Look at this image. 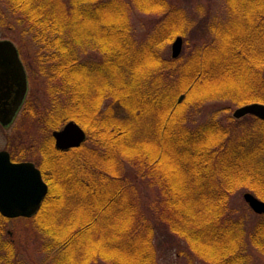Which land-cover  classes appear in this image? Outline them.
<instances>
[{
	"label": "trees",
	"instance_id": "1",
	"mask_svg": "<svg viewBox=\"0 0 264 264\" xmlns=\"http://www.w3.org/2000/svg\"><path fill=\"white\" fill-rule=\"evenodd\" d=\"M147 1H150V4ZM230 1L232 2L230 5L234 9H236L237 3L241 4L240 0ZM242 3L245 5V9L241 13L242 19L236 10H234L233 16L240 19L243 31H241L240 36L237 35L238 37L233 38L235 39L234 44L230 41L232 42L231 46L228 43L227 47L220 49L223 54L216 52L215 48L208 49L206 46H202V49L191 56L192 59L189 62H183L176 66L179 58H170L162 65L159 53L155 50L154 53L151 51L155 56L153 69V72L156 73L155 76L167 75L173 80V86L176 85L175 91V87L172 91L167 89L164 91L158 85H154V89L144 93L140 92L138 88L131 92L130 88L128 89L131 84L125 85L123 83L121 86L118 84L119 89L116 90L107 86L105 91L99 92L96 99L100 102L102 98L103 101H109L107 107L103 109L100 108V102L93 105L91 99L86 101L83 97V100H80L82 94L78 92V87L75 88L70 85L69 79L75 72L92 70L90 63L82 60L80 54H83L84 50L87 49L97 52L98 49L93 41L101 45L110 44L113 42L111 39H114L117 43L116 47L100 46L98 53L101 56V62L99 61V64L96 65V70H100L102 65L110 70V74L115 75L120 72L122 65L128 66L127 62H129V56L133 50L128 46V20L125 13L122 14L123 20H127L125 24L122 23L123 21H119V14L115 12L113 23L107 25L110 31L105 29V35L100 33L101 24L105 25V18H111L110 14L115 9L117 10L118 6L120 7V2L118 0H0V27L7 31L6 38L12 39L17 33L28 35L34 45L37 46L38 52L45 53L50 58L51 64L47 63L48 65L42 66L47 70L44 72L46 83L54 82V77H51L53 73L51 75L50 72H53L52 69L55 68L59 71V75L56 76H59L61 87H65L60 89L61 91L57 89V91L54 90L50 93V104L45 113L50 120L45 122L44 127L48 134L62 126L61 120L73 121L87 131L90 142L95 149L98 146L100 149L103 148L105 152L110 151L108 148L114 150L118 144V138L111 134H120L117 132L120 128L115 127L117 124L114 122L116 114L120 112L118 116L129 124L128 127L133 131V134H137L134 130L140 132L138 129L140 126L136 128L134 126L138 123L137 121L146 119L148 123L150 121L153 133L152 141L156 147H154L153 154L147 156L144 170L149 165L150 172H157V164L153 161L161 160V151L163 154L168 151L171 158L174 159H180L182 154H188V158L191 159L194 166L190 169V176L180 179L179 173L172 170L169 177L171 176L170 179L173 178V184L171 181L169 185L166 184L164 180L166 176L164 179L158 180L160 194L164 209H170L175 213L169 221L167 219L169 230L184 240L197 258L208 264H247L244 255L245 232L247 231H245L241 219L229 216L231 213V211L229 213V195L238 188L246 186L242 182L243 179H258L264 185V172L245 171L242 175L238 174L239 171H244L249 166L253 167L258 159V154L261 156L264 153V136L260 137L259 140L248 141L252 144L227 142L224 136H220L226 134V131H222V127L218 128L216 122L203 124L198 133L189 131L184 127L185 111L177 113V109L183 107L185 103L178 106L176 104L180 95L185 94L189 89L193 91L201 80H213L218 76L221 78L222 75L230 74L237 69L239 70L236 73L245 76L246 80L243 79L249 85L246 87L251 90L246 95L249 97L237 101L238 104L249 102L264 104V95L262 94L264 89L262 74L264 71V53L262 58L258 54L264 50V0H243ZM136 8L145 14L161 13L168 15L169 18L167 19L170 21L166 24L167 26L161 33L158 31L154 36L165 35V40H169V38L180 34V26L178 25L181 20L177 17L178 13H168L173 9L165 0H145L140 3L138 1ZM71 24L72 26H70ZM82 24L89 25L91 32H84L81 29ZM106 28L108 29V27ZM74 29L82 31V33H74ZM154 38L149 39V44H146L145 49L150 51L152 48L155 49L160 46V41L153 42ZM86 39L92 40L88 47L83 46L86 45ZM222 55L223 57H221ZM162 67L171 70L172 75L165 73V69ZM90 103L91 109L88 110ZM27 104H29V100L25 102L26 106H28ZM30 106L29 110L27 107L28 113H31L33 109L35 119L44 116L37 113L38 110L35 112L32 105ZM119 109L120 111H118ZM86 117L88 121L85 120ZM98 120L102 122H99V126L95 124ZM123 125L120 127L124 128ZM128 127L125 129L128 130ZM262 127H264L263 124ZM262 127H258L259 131H262ZM151 128H147V131ZM202 131L208 134V138H210L211 133H214L215 138L211 139L213 140L211 143L205 142L200 146L196 145V147L194 145L200 141L196 136ZM125 143H128V140ZM43 146L44 150L41 151L50 153L48 156L52 163L51 166H56L55 172L58 173L59 178L62 170L66 176L67 170L62 167V165L64 166V154L54 150L51 137L44 139ZM135 147L138 148V145ZM236 148L238 149L235 152ZM8 150L12 151L10 148ZM14 154V152L13 154L10 153L11 158L14 161H19L14 157ZM21 155L22 158L26 157L24 152ZM80 156L81 154L78 159L74 160L71 155L69 160L79 163L81 162ZM104 159L107 162L108 171L100 172L102 175L98 178L88 170L87 161H83L79 163V166L74 167V174L72 173L67 179L60 180L62 184L69 182L75 184V186H69L71 191L67 193V196L58 195L57 190L54 191L53 196H50L51 190L48 185V193L34 220L36 228L49 239L48 249L54 251L53 263L73 264L70 256L72 258L78 254L83 259L82 264H93L98 260L107 264H116L115 260L110 257L112 255L109 250V256H106V252V254L101 253L102 255L98 252H91L89 255L82 253L84 251L83 239H87L91 232L95 234L97 228H104L108 235L112 232L110 236H114L115 240L119 239L117 237H120L118 234L121 231H123L122 236L126 235L128 238L125 239L124 243L129 247L123 248V252L120 247L121 254L125 259V261H120V264H156L152 247L153 228L145 216L139 214L140 211L136 207V215L132 216L134 208L127 203L126 197L129 195L124 188V186H129V182L125 176H120L116 170L117 163L114 159L113 161L105 157ZM212 164L216 166V173L219 172L218 176L223 181H218V183L213 181L215 173L213 174ZM36 166L40 170L43 180L46 181L42 166ZM183 171L185 173V170ZM228 178H232L234 181L240 179V181L231 184ZM183 180H186V183H183ZM248 188L255 194L259 193V197L264 200V194L258 189L253 186ZM60 197L66 199L64 204L61 203L62 208L58 200ZM48 202H51L53 206L58 203V208L51 212L47 209ZM78 208L84 211V214H80V216L82 215L81 218L77 217L83 221L80 224H75L72 220L76 218L75 211ZM57 209L64 213H59ZM129 214L132 219H130ZM51 221H54V225ZM2 223L3 220L0 217V229ZM118 226V232H116L114 228ZM54 230L59 233H55ZM248 233L249 243L251 242L255 248L264 252V215L259 218ZM112 242L113 245H116V241ZM117 244L119 245L118 241ZM195 244L206 245L209 248H214V251L209 250L212 253L207 255L199 251ZM8 245L6 241L0 246V252L6 254V256L4 254L5 258L0 257V260L4 262L8 258L11 261L14 260L10 254L7 256L9 252L6 253L5 250H7ZM44 249L47 250V248Z\"/></svg>",
	"mask_w": 264,
	"mask_h": 264
},
{
	"label": "rangeland",
	"instance_id": "2",
	"mask_svg": "<svg viewBox=\"0 0 264 264\" xmlns=\"http://www.w3.org/2000/svg\"><path fill=\"white\" fill-rule=\"evenodd\" d=\"M138 1L140 3L145 0H118V2H120V7L118 6L117 10L115 9L112 11L110 14L111 18H105V25L101 24L102 30L100 33L105 35V29L110 31L109 26L107 25L113 23L115 19L113 18L115 12L119 14V21H123V24H125L128 20L129 33H127V41L129 43L128 46L133 50L129 56V62H127L128 66L125 67L120 65V72L115 75L110 74V70L106 69V67L102 65L100 70H96V65L99 64V61L101 62V56L98 53L100 46L104 45L109 48L113 46L116 47L117 43L114 39H111L113 42H110V44L107 43L101 45L93 41L95 43L94 45H96L95 47L98 49L97 52L87 49L84 50L83 54H80L82 55V60L90 63L92 70H86L85 72L79 71L78 73L75 72L69 79L70 85L75 88L78 87V92L82 94L80 100L85 97L86 101L91 99V103L93 105L95 103L96 105L97 102H100V100L96 101L97 96H99V92L105 91L107 86H109L112 90L119 89L118 84L121 86L123 83L125 85L131 84L128 87L131 92L135 91L137 88L140 92L142 91V93L148 92L154 89V85H158L161 90L166 91L165 89H167L168 91H172L176 86H173V80L168 78L165 74L163 76L159 74L161 77H156V73L153 72L155 65V56L153 55L154 50L159 53L160 63L164 65V63L169 61L171 58V45L173 44L175 38L181 37L183 43L181 53L177 57L179 58L178 62H176L177 66L183 62H189L192 59L191 56L193 54L195 55L200 49H202V46H206L208 49L215 48L216 52L223 54V51L220 49L227 47L228 43L230 46L232 45V42L234 44L235 39L233 38H236L237 35L240 36L241 31H243L240 19L233 16V12L236 10L239 17L242 19L241 13L245 9V5L243 4L244 2L242 3L243 0H240L241 4L237 3L236 9L232 8L230 5L232 2L230 0H165L174 10V12L172 10L168 13H178L177 17L181 20V23L178 25L180 26V34L169 38V40H165V35H154L158 33V31L161 33L167 26L166 24L170 21V19H167L169 18L168 15H163L161 13H142L136 8ZM147 2L150 4V1ZM123 12L127 17L126 21L122 18ZM70 26H72V24ZM106 27H108V29ZM81 29L87 33L91 32L89 25L85 26L82 24ZM76 32L82 33V31L78 30H75L74 33ZM25 36L26 35L17 33L13 36L14 39H8L6 38L7 31L0 27V40H10L18 52L27 78V93L24 102L29 100V104H27L28 106L23 103L20 110L16 114L14 121L11 125H9V127H2L0 125V151H9L8 148H10L12 151L9 152L12 154L14 152V157H16L19 161H28L34 163L35 165H41L47 183L46 181L44 182L47 186H50V196L55 194V190L59 192H57L58 195L67 196V193L71 191L69 186H75V184L72 182L62 184L60 180L67 179L72 173L74 174V167L76 165L79 166V163L87 161L86 165L88 170L93 172L91 174H94V176L98 178L102 175L100 172L102 173L108 171V165L107 162H105L104 157L110 159V161H113L114 159L117 163L116 170L120 173V176H125L129 182V186H124V188L125 191H128L129 195L126 197L127 203L134 208V210H132V216L136 215V208L137 210L139 209V214L143 217L145 216L148 223L153 228L152 247L156 264H208L200 258H197L196 255L189 249L186 242L169 230L167 219L169 221L175 213L170 209H164L162 205L158 180H160V178L164 179L166 176L164 179L166 184L169 185L170 181L173 184V178L170 179L171 176L169 177L172 170H176L179 173L178 175L180 179L190 176V169L194 166L191 159L188 158V154H182L180 160L178 158H171V154L168 151H165L164 154L161 151V160L157 159V161H153L157 164V172H150L149 165H147L144 170L143 168L146 164L145 161L147 156L153 154V151L155 150L154 147H156L154 141H152L153 133L150 121L149 123L147 119L137 121L138 123L134 126L135 128L140 126L138 127L140 132L134 130L133 128L134 132H137V134H133V131H131L128 127L129 124L124 121L123 118L118 116L120 112L116 114L114 119V122L117 124L115 127L120 128V130L117 131L120 132V134H111L112 136L114 135L115 138H118V144H116L114 150L113 148H108L110 151L105 152L103 148L100 149L98 146L95 149L90 142L89 134H87V131L83 128L81 129L85 132L86 139L78 148H70L67 150L57 149L52 137V132L58 131L69 121L61 120L62 126L60 125V128L52 130L48 134V132L44 130V127L45 122L50 120V118H48V115H45V113L50 104V93L54 90L57 91V89H64L65 87H61V84L59 83V76H56L59 75V71L55 70V68L52 69V71L54 70L53 72H50L51 75L53 73V76L51 77H54V82L50 81V83H46V76L44 74L46 69L42 66L50 63V58L45 53H39L37 46L34 45L29 36ZM152 37H155L153 42L160 41V46L155 49L152 48L149 51L145 48L147 47L146 44H149V39ZM86 41V45H83L84 47H88L89 42L92 40L86 39ZM101 43H103L102 40ZM263 53L264 50H262L261 53H258L261 58ZM221 57H223V55ZM225 65L227 66L228 63ZM164 69L165 73L172 75L171 70L166 68ZM237 70L230 72V74L222 75L221 78L218 76L213 78V80H201L197 83V86L193 91L189 89L185 94L180 95V99L176 105L185 104L183 107L177 109V113L185 111V117L183 118L184 127L187 130L198 133V130L201 129L203 124L216 122L218 124V128L222 127V131H226V134H222L220 136H224L227 142L250 143L248 141L255 139L259 140L260 137L264 136V127H262V124L264 125V120L252 115H245L240 119H235L233 117L234 111L240 107L254 103L263 104L258 102L238 104L237 101L249 97L246 95H248L251 90L246 87L249 85H247V81H245V76L240 75L239 73L237 74ZM262 74L264 77V71ZM80 86H82V88H80ZM175 89L176 87L174 88V91ZM262 94L264 95V89L262 90ZM184 100L186 102H183ZM108 102L109 101H103L102 98L99 104L100 108L105 109ZM91 103L90 106H88V110L89 108L91 109ZM30 105H32L35 112L38 110L37 113L44 116L39 117V119H35L33 109L31 113H28V110L31 107ZM118 111H120V109ZM60 118L62 117L60 116ZM85 120L88 121L87 117ZM57 121L59 122L60 120ZM99 122L100 121L98 120L95 124L99 126ZM122 124H124V128L120 127ZM260 126L262 127V131H259L258 129ZM127 127L129 128L128 130L125 129ZM147 128H151V130L147 131ZM147 132L148 134H146ZM46 137H51V142L55 151L64 154V166L62 164L61 165L67 170L66 176L65 172L62 170L59 178L58 173L55 172L57 170L55 169L56 166H51L52 163L49 159L50 153L48 151H41L42 149L44 150L43 143ZM196 137L200 139V141H198L194 146H200L205 142L211 143L213 141L211 139L215 138V134L211 133L209 136L210 138H208V134L202 131L201 134L199 133ZM126 140H128V143L125 144L128 146L124 144ZM137 145L138 148L135 147ZM237 149L238 148L235 149V152ZM23 152L26 156L24 158H22L21 155ZM77 153H79V155L81 154L79 158V160L81 159V162L75 163L72 160L70 161L69 159H71V155L72 159H78L79 155H77ZM20 158L22 159L20 160ZM257 158L258 159L254 163L253 167H245L246 169L244 171H239L238 174L242 175L245 171H255V173L264 172V153L261 154V156L258 154ZM110 164L112 165L111 162ZM212 167L215 170H213V174L215 173L213 181L216 183H218V181H223L222 178L218 176L219 172L217 171L218 173H216V166L212 164ZM183 170H185V173ZM228 180L231 184H233V182L240 181V179L238 181H234L232 178H228ZM184 182L186 183V180H183V183ZM242 182L246 186L238 188L235 192L229 195V213L230 211L231 213L228 214L232 218L241 219L245 226V231H247L245 232L246 246L244 253L246 256V263L264 264V252L259 248H255L251 242L249 243L248 241L249 230H252L255 223L264 214L254 213L244 201V194L249 193L259 201L264 202V200L259 197V193L255 194L248 188L253 186L264 194V185L261 184L258 179L252 178L243 179ZM58 200L60 202V207L62 208L61 203H65L66 199H64V197H60ZM133 203L136 206H134ZM47 204V209L51 212L58 208L59 205L56 203L53 206L51 202H48ZM57 211L59 213H64L63 211H59V209H57ZM75 214L76 218H81L82 215L80 216V214H84V211L81 208H78L75 211ZM132 216L129 214V217H131L130 219H132ZM76 218L72 220L75 224H80L81 221H83V219ZM51 222L52 225H54V221ZM51 222L49 223L51 224ZM2 228H4L5 232L9 231L11 233V236L6 235L5 240L8 244L10 241L13 244L8 245L7 250L5 251L6 253L9 252L7 256L10 254L11 257H14V260L11 261L9 258L5 262L0 260V264H55V262L53 263L52 257L54 255V251H50L48 249L49 239L46 235L36 229V226L32 221L25 219L11 220L5 223L3 222ZM118 228L119 226L115 227L114 230L118 232ZM54 231L55 233H59L57 230ZM122 232L123 231L118 234L120 237L117 238L119 239L115 240L114 236H110L112 232L108 235L104 228H97L95 234L91 232L88 234L87 239H83L84 251L82 253L89 255L91 252H98L99 254L106 252V256H109L108 253L111 251L112 256L110 257L115 260L116 264H120V261H125L121 254L123 252V248L129 247L124 243V241H126L125 239L128 238H126V235L122 236ZM112 241H116V245H113ZM117 241L119 242V245L117 244ZM195 245L199 251L206 253L207 255L208 253H212L209 252V250L214 251V248H209L206 245ZM120 247L122 248V252ZM44 248H47V250ZM4 254L5 253L0 252V257H4ZM70 260L73 264L83 263V259L78 254L72 258L70 256ZM93 264L107 263L98 260Z\"/></svg>",
	"mask_w": 264,
	"mask_h": 264
},
{
	"label": "water",
	"instance_id": "3",
	"mask_svg": "<svg viewBox=\"0 0 264 264\" xmlns=\"http://www.w3.org/2000/svg\"><path fill=\"white\" fill-rule=\"evenodd\" d=\"M182 38L171 45V58L182 50ZM27 91L26 75L18 52L10 40H0V125L9 127L19 111ZM252 115L264 120V104H250L236 109L235 119ZM55 147L60 150L78 148L86 139L79 125L70 121L52 132ZM48 188L40 171L31 162H11L6 151H0V215L4 218H30L40 208ZM244 201L254 213L264 214V202L249 193Z\"/></svg>",
	"mask_w": 264,
	"mask_h": 264
},
{
	"label": "flooded vegetation",
	"instance_id": "4",
	"mask_svg": "<svg viewBox=\"0 0 264 264\" xmlns=\"http://www.w3.org/2000/svg\"><path fill=\"white\" fill-rule=\"evenodd\" d=\"M2 151H6V152L9 154V156H11L9 151H7V150H2ZM10 158H11V157H10ZM12 162H14V161H12ZM37 212H38V211H37ZM37 212H36L32 217H30V218L19 217V218H12V219H9V218H4V217H2L1 215H0V217L2 218V220H3L4 223L7 222V221L16 220V219H25V220L32 221L34 224H36L34 218L37 216V214H38ZM36 229H37V228H36ZM37 230H38V229H37ZM39 231H40V230H39ZM6 235H7V236H11V233H10L9 231H6V232H5V231H4V228H1V229H0V246H1L2 243H6V240H5ZM12 244H13V243L10 241V242H9V245H12Z\"/></svg>",
	"mask_w": 264,
	"mask_h": 264
}]
</instances>
